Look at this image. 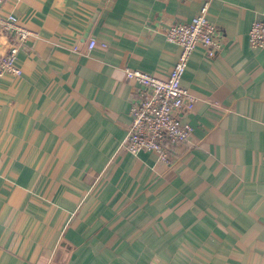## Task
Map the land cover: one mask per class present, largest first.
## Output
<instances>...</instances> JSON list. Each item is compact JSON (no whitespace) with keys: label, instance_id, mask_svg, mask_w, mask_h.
Segmentation results:
<instances>
[{"label":"crops","instance_id":"0c3cea01","mask_svg":"<svg viewBox=\"0 0 264 264\" xmlns=\"http://www.w3.org/2000/svg\"><path fill=\"white\" fill-rule=\"evenodd\" d=\"M202 2L0 7L35 34L21 76H0V264H264V49L248 40L264 0L212 2L221 47L190 58L193 133L171 164L121 149L138 88L124 69L166 79L167 29ZM12 43L0 28V59Z\"/></svg>","mask_w":264,"mask_h":264},{"label":"built area","instance_id":"2783aa9c","mask_svg":"<svg viewBox=\"0 0 264 264\" xmlns=\"http://www.w3.org/2000/svg\"><path fill=\"white\" fill-rule=\"evenodd\" d=\"M21 0H0V7L6 2ZM199 13L189 22L172 24L166 32L168 42L181 47V53L166 79L139 69L125 68L128 81L138 86L131 105V122L127 128L121 149L138 155L142 152L155 154L159 163L170 165L176 151L190 143L193 127L185 117L194 109L196 97L183 86L182 79L190 58L198 45H202L213 57L220 49L219 29L208 18L214 0H202ZM0 28L12 38L7 54L0 59V76H21L22 70L16 64L17 56L24 44L35 34L20 24L13 14H0ZM253 49H264V19L255 20L248 34ZM91 39L88 51L97 46ZM103 47L107 46L105 43Z\"/></svg>","mask_w":264,"mask_h":264}]
</instances>
